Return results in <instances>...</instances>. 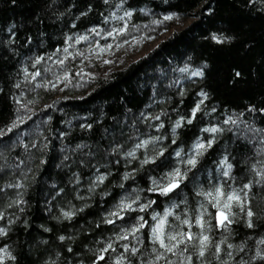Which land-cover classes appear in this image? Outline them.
I'll list each match as a JSON object with an SVG mask.
<instances>
[{
	"label": "snow or ice",
	"instance_id": "1",
	"mask_svg": "<svg viewBox=\"0 0 264 264\" xmlns=\"http://www.w3.org/2000/svg\"><path fill=\"white\" fill-rule=\"evenodd\" d=\"M11 3L16 4V0H11ZM103 4L112 10L107 15L101 12L102 20L98 24L85 28L83 32L73 31L78 28L77 21L93 11L89 2L66 25L69 30L62 31L60 46L50 53L37 51L26 56L19 62L12 78V88L19 92V95L12 96L17 107L13 118L0 127V264H19L25 254L23 249L18 254V243L7 241L11 240L17 227L25 230L31 227L26 195L48 164L54 140L60 142V162L56 167L64 172L66 183L63 186L55 182L51 184L52 194L45 201V211L50 219L57 223H71L92 206L90 201L98 189L102 198L111 195L109 186L118 187L123 194L94 224L95 229L107 226L105 230L109 235L82 242L80 251L75 247L78 239L75 234L57 235L55 247L45 238L30 242L26 255L31 256L35 252L37 264H264V234L257 232L258 228L264 227L261 223L264 222V206L260 204L264 201V126L256 119L257 115L264 117V106L249 103L243 111L228 108L220 111V105L209 107L206 103L211 99L207 84L210 65L207 61L192 67L189 57V62L182 67L171 69L179 75L164 87L175 88L181 103L187 94L184 81L200 85L195 93L197 100L187 114H178L174 120L163 107L158 112L141 111L131 119L125 117L123 121H116L111 138L105 145L66 142L70 132L51 127L50 115L41 120L42 125L48 126L46 129L39 126L35 132L26 129L29 121L35 123L33 116L37 115L41 91H64L75 77L86 74L83 68H76L72 62L82 60L91 63L98 59L110 64L112 61L103 57L114 47L119 48L120 43L109 41L119 37L127 43L125 37L131 35L129 29L139 30L132 23L136 10L126 6L127 0H118L114 4L112 0H103ZM244 6L264 14V0H244ZM75 7V3L67 0H41L36 20L43 24L42 14L52 23H63ZM139 11L146 13L143 8ZM206 11L211 14L213 9L209 7ZM173 18V14H167L163 21L156 19L153 23L159 25ZM16 28V24L11 23L4 30L6 35L0 36V52L4 53L0 58L20 55ZM235 39V35H229L223 29L210 36V40L221 47L230 45ZM31 43L32 37L25 36L24 44L20 46L26 47ZM82 45L86 46L84 50L78 47ZM253 46L247 45L249 49ZM258 63L264 65V56ZM246 79L242 70L233 68L227 83L236 87ZM3 92L4 89L0 88V93ZM26 92L32 95L28 96ZM153 94L156 95L155 86ZM153 103L159 105L166 101L154 100ZM51 107L45 104L41 111L47 113ZM147 108L151 109L152 104ZM171 111L176 112L177 109L172 108ZM248 113L250 118L246 116ZM202 116L210 118L208 125L200 128L201 135L195 138L188 150L180 147L169 153V145L165 143L169 137L161 131L165 129L166 121H171L170 143L175 145L178 130L192 125ZM81 119L85 122L78 127L91 132L93 123L88 122L87 117ZM67 123L71 128V122ZM226 135L247 145L248 152L237 159L225 148L214 162L215 168L209 172L206 182L196 181V172L203 160ZM121 164L125 171L116 177L113 169ZM161 165L164 169L157 176H149L150 183L146 189L131 187L129 190L125 187L148 166L160 168ZM190 173L193 177L191 199L185 192ZM85 176L87 184L84 183ZM181 193L180 199H172ZM161 197L171 202L163 211H157L158 198ZM73 201L83 203L77 205ZM237 224H243L250 230L247 237L238 243L234 227ZM40 228L44 233L53 231L43 224ZM86 231L88 235L92 234L91 229ZM84 256L90 259L81 258Z\"/></svg>",
	"mask_w": 264,
	"mask_h": 264
},
{
	"label": "trees",
	"instance_id": "2",
	"mask_svg": "<svg viewBox=\"0 0 264 264\" xmlns=\"http://www.w3.org/2000/svg\"><path fill=\"white\" fill-rule=\"evenodd\" d=\"M67 2L75 3L77 7L72 9V13L65 18L63 23L59 21L52 23L41 14L44 23L40 24L36 20V15L40 12L41 0H16V4H12L11 0H0V36L6 35L4 30L9 24L15 23L19 41L17 47L20 52L17 57L0 58V88L4 89V92L0 93V127L13 118L17 107L12 96L19 95V92L12 88V78L19 67V62L31 53L37 51L50 53L55 47L60 46L63 39L62 31L69 30L66 25L71 23L73 16L78 15L87 3H92L93 11L87 17L77 21L78 28L73 31L83 32L85 28L98 24L102 20L100 13L103 12L107 15L112 10L110 6L103 4V0H67ZM116 2L118 0H112L113 4ZM128 5L136 10L132 23L139 30L130 28L131 35L126 36V40L135 37H156L169 30L174 22L188 19L194 21L183 30L173 32L167 40L158 44L148 55L121 70L110 72L101 78L90 74L75 77L64 91H57V93L41 91L36 108L37 115L33 116L35 123L29 121L26 126L29 132H35L38 126L46 129L48 126L42 125L41 120L47 119V116L50 115L52 117L51 127L70 132L66 142L73 145L81 141L105 145L111 138L110 134L115 122L123 121L125 117L131 119L134 114L138 115L141 111L158 112L161 107L171 113L173 120L178 114H187L194 101L197 100L195 93L199 90L200 85L192 83V81H184L187 94L182 103L180 97L176 95L177 90L175 88L167 89L164 85L179 75L172 72L171 69L182 67L186 62H189V57H191L192 67H197L205 61L210 65L207 84L208 90L211 92V99L206 101L209 107L220 105V111L224 108L243 111L249 103L264 106V65L258 63L260 57L264 56V14L245 7L244 0H167V3L165 0H127L126 6ZM209 7L213 9L211 14L206 11ZM142 8L146 9L147 14L139 11ZM167 14H173L172 21L159 25L153 23L156 19L163 21V16ZM221 29L229 35H235L236 39L230 45L221 47L210 40L211 34ZM29 35L32 37V43L26 47L20 46L24 44L25 36ZM113 41L122 42L123 40L118 37ZM249 44L254 46L249 49L247 47ZM3 56L4 53L0 52V57ZM77 62L78 60L72 63L76 68H80L77 66ZM233 68L242 70L247 77L236 87L227 83ZM79 85L80 87L77 88ZM154 86L155 96L153 94ZM70 93L83 94L71 98ZM26 95L31 96L32 94L26 92ZM169 97L171 98L169 99ZM154 100H163L166 103L158 105L153 103ZM45 104L52 105L47 113L41 111ZM149 104H152L151 109L147 108ZM172 108H176L177 111L172 112ZM128 109H131V112ZM246 116L250 118L251 114L248 113ZM82 117H87L88 122L93 123L91 132H84L78 127L80 123L85 122L81 119ZM209 119L207 116H202L192 125H186L179 129L175 145L170 143L171 121H166V127L161 131L169 137L165 141L169 145V153L180 147L187 151L195 138L201 135L200 128L208 125ZM256 119L259 124L264 126V117L257 115ZM69 121L71 128L67 123ZM212 122H216L214 118H212ZM59 147L60 142L54 140L53 149L48 155V164L44 166V170L26 195V199L29 201L28 217L31 227L27 230L17 227L12 233L11 240L7 241L18 243V254H20V249L24 250L25 254L22 255L19 264H37L36 253L34 252L31 256L26 253L28 243L41 238L49 239L50 245L55 247L58 244L57 235L75 234L78 237L75 247L77 251H80L82 242H92L94 238L101 235H109L105 230L107 226L102 225L100 229H95L94 224L123 194V191L118 187L109 186L108 190L111 195L104 198L101 197V190L98 189L93 200L90 201L92 206L85 209V212L79 214L71 223L67 221L57 223L50 219L49 214L45 211V201L52 194L51 184L55 182L58 186H63V183H66L64 172L56 167L60 162ZM225 148L237 159L248 152L247 145L235 142L230 139V135L224 136L216 145L215 150L203 160L200 170L196 172V181L206 182L209 172L215 168L214 162ZM172 162L174 163V160ZM153 168L155 166H148L139 172L135 181L127 182L125 187L129 190L131 187L146 189L150 183L149 176L159 175L164 166L161 165L154 171L151 170ZM123 171H125L123 164L113 169L116 177ZM237 172H239V168ZM192 180L193 177L190 173L188 188L185 189V192L189 193L190 199ZM84 183L87 184V176H85ZM142 195L148 194L143 193ZM182 195L183 193L179 197L174 195L172 199L178 200ZM170 202L165 198H158L159 206L156 210L163 211V208ZM73 203L79 205L83 201H73ZM260 204L264 206V201H260ZM41 224L52 228L53 231L44 233L40 228ZM234 227L237 233L235 236L237 243L250 233V230L243 224H237ZM88 229L92 230L91 235L87 234L86 230ZM257 232L264 234V227L258 228ZM249 243L251 244V241ZM81 258L86 261L90 259L88 256Z\"/></svg>",
	"mask_w": 264,
	"mask_h": 264
},
{
	"label": "rangeland",
	"instance_id": "3",
	"mask_svg": "<svg viewBox=\"0 0 264 264\" xmlns=\"http://www.w3.org/2000/svg\"><path fill=\"white\" fill-rule=\"evenodd\" d=\"M194 20L188 19L185 21H177L172 23L169 30L164 31L156 37L143 38L135 37L127 40V43L114 42L110 40V43H120L119 48H113L110 53H105L103 59L111 60L112 63L104 64L102 60L93 59L91 63L87 61L78 60L77 66L85 69L84 73L90 74L91 76L101 78L107 76L110 72L121 70L129 64L140 60L141 58L148 55L154 48L161 42L167 40L173 32H178L188 27ZM104 42H101L103 44ZM81 50H84L86 46H78ZM85 64H88L85 67ZM80 87L77 86V88ZM73 92V91H72ZM57 93V91H53ZM83 93H70L71 98L79 97ZM67 96V95H66Z\"/></svg>",
	"mask_w": 264,
	"mask_h": 264
}]
</instances>
